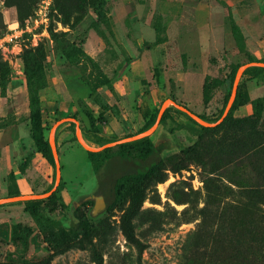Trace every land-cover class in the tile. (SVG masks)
I'll list each match as a JSON object with an SVG mask.
<instances>
[{
  "label": "rangeland",
  "instance_id": "obj_1",
  "mask_svg": "<svg viewBox=\"0 0 264 264\" xmlns=\"http://www.w3.org/2000/svg\"><path fill=\"white\" fill-rule=\"evenodd\" d=\"M40 2L0 0V139L23 137L8 168L19 194L0 193V264H97L94 251L103 264H264V112L252 136L231 126L194 129L195 120L219 123L239 84L264 103V72L243 73L264 66V0H55L45 21L26 29ZM230 12L244 34L242 48ZM31 60L42 61L48 74L40 96L55 164L29 134L24 70ZM231 63L241 66L230 98L223 83L205 104L197 73L223 78ZM252 111L249 102L235 115ZM146 134L163 163L144 183L133 218L139 245L123 230L129 195L107 209L111 186L100 187L88 150L115 149ZM135 166L118 162L102 175ZM54 190L56 197L39 205V218L26 210L24 199ZM83 218L90 228L79 240L62 243L52 235Z\"/></svg>",
  "mask_w": 264,
  "mask_h": 264
},
{
  "label": "trees",
  "instance_id": "obj_2",
  "mask_svg": "<svg viewBox=\"0 0 264 264\" xmlns=\"http://www.w3.org/2000/svg\"><path fill=\"white\" fill-rule=\"evenodd\" d=\"M55 4V0H54ZM55 6V5H54ZM99 17L106 20V13L102 11L101 7H97ZM230 24L232 33L237 42L239 48L245 46V37L241 30L240 25L237 23L233 17L232 12L229 14ZM56 40H61L56 32H52ZM162 39V38H161ZM160 39V40H161ZM159 40V41H160ZM64 52L67 56H70L69 52L63 46ZM252 61V60H251ZM241 63H231L230 70L226 73L223 78L212 77L206 74L203 83V102L205 104L209 103L213 96L214 89L223 84H228V92L226 94V100L230 98L232 94V89L235 83V79ZM264 72V66L262 65H249L247 66L243 73L249 74L250 76H257ZM25 77L27 81L28 95H29V134L32 137L34 144L38 152L47 159L50 163L55 164V157L52 145L47 136L48 124L44 119V109L41 105L40 91L47 86L48 74L46 68L42 61L31 60L27 61L25 64ZM109 83V81H107ZM3 90L6 89V83L2 81ZM252 103V114L247 116H236L235 111L245 104ZM169 107H166L161 114L160 121L164 123L169 112ZM159 112V110H158ZM158 112L152 114L143 126L144 130L149 129L155 123ZM264 112L263 97H256L251 99L247 89L242 88V85H238L233 101L224 116V118L214 126L204 125L195 120L197 126H194L196 130H208L216 127H228L231 126L234 129H241L247 132V135H253L257 131V124L259 118ZM203 119H208L206 114H198ZM101 121H106L104 116L98 118ZM178 127H184L185 124L179 123ZM174 131V128H171ZM88 157L92 162L93 169L95 173L99 175V185L101 188L105 189L107 185L110 184L111 191L107 199V209H112L113 206L123 201L127 195L131 200L130 208L128 209L125 218L123 219V230L127 238L139 245L142 242L136 235L135 226L133 222L134 216L137 214L141 208L144 198H145V187L144 183L156 175L163 163V158L158 153V149L149 134L139 136L133 139L120 141L117 143V148L113 146H107L101 150H88ZM149 160V161H148ZM31 162L30 154L19 164V170L24 172L27 166ZM118 162L122 163H136V166L131 170H125L120 173H116L112 177H106L107 171L112 172L113 165ZM105 173L104 175H102ZM16 174L11 168L8 171V195L14 196L19 194V190L15 188ZM56 197V191L54 190L49 196L35 197L24 199L25 208L29 211L35 218H39L40 214L38 207L47 199ZM90 225L87 218L81 219L76 226L69 229L64 227H59L55 232H53L54 238H57L59 242L70 243L75 240H79L82 235H86L89 231ZM94 253V259L97 264H103V257L99 255L96 251Z\"/></svg>",
  "mask_w": 264,
  "mask_h": 264
},
{
  "label": "crops",
  "instance_id": "obj_3",
  "mask_svg": "<svg viewBox=\"0 0 264 264\" xmlns=\"http://www.w3.org/2000/svg\"><path fill=\"white\" fill-rule=\"evenodd\" d=\"M189 74H190V72L187 73V75H189ZM197 74H199L198 76L201 75V77L199 79V83H201L202 80H203V83H204L206 75L205 74H200V73H197ZM192 76H194V75H192ZM202 90H203V87H202ZM17 126H18V124H16V127ZM22 139H23L22 136H17V137L15 136L13 138V140L8 142V144L3 143V140L0 139V146H1V155H0V178H1L0 187L1 188H0V193L1 194H4L6 191L8 192V185H7L6 181H5V176H6V172H7L8 168H9L10 151L17 152L19 147L22 146V144H21ZM5 185H6V188L4 189Z\"/></svg>",
  "mask_w": 264,
  "mask_h": 264
},
{
  "label": "built area",
  "instance_id": "obj_4",
  "mask_svg": "<svg viewBox=\"0 0 264 264\" xmlns=\"http://www.w3.org/2000/svg\"><path fill=\"white\" fill-rule=\"evenodd\" d=\"M52 8H54V0H41L40 6L36 12V16L34 18L29 19L26 22L25 28L28 29L30 26V23L33 24V22H35V24H39L40 22L45 21L48 18V13ZM15 28L18 29L19 31L24 30V27H22V24H18L17 26H15Z\"/></svg>",
  "mask_w": 264,
  "mask_h": 264
},
{
  "label": "water",
  "instance_id": "obj_5",
  "mask_svg": "<svg viewBox=\"0 0 264 264\" xmlns=\"http://www.w3.org/2000/svg\"><path fill=\"white\" fill-rule=\"evenodd\" d=\"M235 93H236V91H235ZM235 93H234V96H235ZM234 96L232 97V99L230 100V104H229V106H228V109H229V107H230V105H231V103H232V101H233V98H234ZM228 109H227V111H228ZM227 113V112H226ZM200 117V116H199ZM136 138V137H135ZM131 139H133V138H131ZM127 140H129V139H127Z\"/></svg>",
  "mask_w": 264,
  "mask_h": 264
},
{
  "label": "bare ground",
  "instance_id": "obj_6",
  "mask_svg": "<svg viewBox=\"0 0 264 264\" xmlns=\"http://www.w3.org/2000/svg\"><path fill=\"white\" fill-rule=\"evenodd\" d=\"M89 172V171H88Z\"/></svg>",
  "mask_w": 264,
  "mask_h": 264
}]
</instances>
